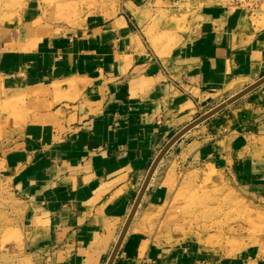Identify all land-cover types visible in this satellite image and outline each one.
Returning a JSON list of instances; mask_svg holds the SVG:
<instances>
[{"label":"crops","instance_id":"obj_1","mask_svg":"<svg viewBox=\"0 0 264 264\" xmlns=\"http://www.w3.org/2000/svg\"><path fill=\"white\" fill-rule=\"evenodd\" d=\"M30 2L25 14L38 12ZM263 6L118 0L112 14L88 13L60 34L37 39L18 23L4 36L2 87L30 92L33 107L0 143V186L20 205L33 264H106L167 141L237 91L198 114L209 95L264 75ZM157 14H186L182 31L151 38ZM214 173L264 199V84L169 148L112 264H264L258 250L204 247L192 234L197 215H170L160 229L176 192L195 178L208 187Z\"/></svg>","mask_w":264,"mask_h":264},{"label":"rangeland","instance_id":"obj_2","mask_svg":"<svg viewBox=\"0 0 264 264\" xmlns=\"http://www.w3.org/2000/svg\"><path fill=\"white\" fill-rule=\"evenodd\" d=\"M37 1L38 12L25 14L31 6L30 0H0V50L6 46L3 44L4 36L18 23H23L21 26H26L27 32L38 39L37 35L62 33L66 28L78 24L88 13L103 12L105 15H110L116 11L118 3V0ZM218 1L226 6L225 0ZM185 17L186 14L181 16L157 14L153 29L147 34L158 40H172L175 30L182 31L183 26L180 24ZM158 26L163 29H156ZM244 85L229 87L224 93L209 95L210 101L198 114L230 94L240 91ZM30 98V92L27 91L5 90L0 81V143L30 120L33 107ZM25 113L29 118L24 119ZM214 177L208 187L194 184L201 183L199 178L188 180L193 184V188L183 186L176 192L168 206L167 220L170 219V215L175 216L176 219L197 215L200 221L197 224L192 223L195 230L192 234L198 237L200 244L214 248L220 256L233 255L240 250H258L259 255L264 256V199L230 183L226 176L214 173ZM20 217L19 203L2 184L0 186V264H33V258L27 253L28 246L19 226ZM169 225L168 220L161 224L160 229L166 230ZM188 225L183 224L185 230L183 239L192 238L191 231L185 228ZM181 230L180 228L179 231Z\"/></svg>","mask_w":264,"mask_h":264},{"label":"water","instance_id":"obj_3","mask_svg":"<svg viewBox=\"0 0 264 264\" xmlns=\"http://www.w3.org/2000/svg\"><path fill=\"white\" fill-rule=\"evenodd\" d=\"M264 84V75L261 76L260 78H258L257 80H255L254 82H252L251 84L245 86L244 88H242L240 91L236 92L235 94L231 95L230 97H228L226 100H224L223 102L219 103L218 105H216L215 107L211 108L210 110H208L207 112L201 114L200 116L196 117L195 119H193L191 122H189L188 124H186L185 126H183L179 131H177L168 141L167 143L162 147V149L159 151V153L157 154L156 158L153 160L152 164L150 165L148 172L146 174V177L139 189V192L135 198V201L133 203V206L128 214V217L125 221V224L118 236L117 241L115 242L113 249L110 253V256L108 257V260L106 262V264H112L114 261V258L118 252V249L120 247V244L127 232V229L132 221V218L134 217V214L136 213V210L138 208V205L140 203V200L142 198V195L149 183V180L152 176V174L154 173L158 163L160 162V160L163 158L164 154L169 150V148L181 137L183 136L186 132H188L189 130H191L193 127H195L196 125L200 124L201 122H203L204 120H206L207 118H209L210 116H212L213 114L217 113L218 111L222 110L223 108H225L226 106H228L229 104L233 103L234 101H236L237 99L243 97L244 95H246L247 93L251 92L252 90L256 89L257 87L261 86Z\"/></svg>","mask_w":264,"mask_h":264},{"label":"built area","instance_id":"obj_4","mask_svg":"<svg viewBox=\"0 0 264 264\" xmlns=\"http://www.w3.org/2000/svg\"><path fill=\"white\" fill-rule=\"evenodd\" d=\"M231 8L257 9L264 5V0H225Z\"/></svg>","mask_w":264,"mask_h":264}]
</instances>
